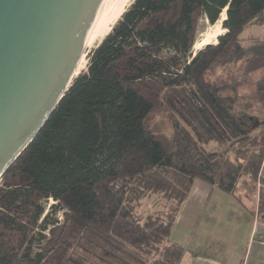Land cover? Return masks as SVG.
<instances>
[{
  "label": "trees",
  "instance_id": "1",
  "mask_svg": "<svg viewBox=\"0 0 264 264\" xmlns=\"http://www.w3.org/2000/svg\"><path fill=\"white\" fill-rule=\"evenodd\" d=\"M224 10L226 33L194 55L198 20ZM258 25L264 0H134L1 177L0 264H179L169 237L196 180L245 197L264 183V119L206 79L249 54L239 36ZM159 109L168 138L149 124ZM153 196L168 205L139 214Z\"/></svg>",
  "mask_w": 264,
  "mask_h": 264
},
{
  "label": "water",
  "instance_id": "2",
  "mask_svg": "<svg viewBox=\"0 0 264 264\" xmlns=\"http://www.w3.org/2000/svg\"><path fill=\"white\" fill-rule=\"evenodd\" d=\"M103 0H0V179L67 92Z\"/></svg>",
  "mask_w": 264,
  "mask_h": 264
},
{
  "label": "crops",
  "instance_id": "3",
  "mask_svg": "<svg viewBox=\"0 0 264 264\" xmlns=\"http://www.w3.org/2000/svg\"><path fill=\"white\" fill-rule=\"evenodd\" d=\"M260 178L264 182V161ZM216 192L196 180L182 205L176 224L184 238L170 240L186 248L179 264H264V215L256 211L257 199Z\"/></svg>",
  "mask_w": 264,
  "mask_h": 264
},
{
  "label": "rangeland",
  "instance_id": "4",
  "mask_svg": "<svg viewBox=\"0 0 264 264\" xmlns=\"http://www.w3.org/2000/svg\"><path fill=\"white\" fill-rule=\"evenodd\" d=\"M133 1L134 0H132L131 3ZM223 15L224 18H226V10L225 14ZM223 22L219 24L217 21L214 25H210L204 18L199 19L197 23L196 42L194 46H197L199 42L204 41L211 45L217 44V38L226 33V31L222 28ZM239 39L240 43L244 46V48L249 51V54L247 53L246 57L243 60L226 65L224 67L214 66L206 76V79L225 85L227 89L223 93V96L234 98L238 106L243 107L245 105H250L251 114H254L256 117H258V119L263 120L264 100L262 98V94L259 88L261 87L262 83H264V67H261L263 66L262 58L264 53V46H262V44H264V26L258 25L245 28V30L239 36ZM194 46L193 54L195 55L198 50H196ZM96 48L97 47L84 50L82 67L77 69L75 76L86 71L89 62V57L93 50H95ZM149 122L150 127L154 129L157 133H159L161 136H164L165 138L170 137L171 130L169 124V115L167 114V112L161 109L157 110L150 116ZM256 133L257 132H255V134ZM207 148L211 151H221V148L215 144L207 145ZM215 190L217 191L216 193L221 194L220 190H218L217 188H215ZM236 195H238L239 201L245 198V192H242V190H239ZM253 196L255 197V200L257 199V205L255 206L256 211L259 212V203H264V200L262 199L264 198V183H259L256 185L255 192L250 197L253 198ZM54 204L55 202L52 200L43 203L46 209V213L49 211V208ZM166 204L168 205V203L163 200L160 196H153L151 198L142 200L140 207H138L137 209V212L145 216L148 213H154L157 211L164 210L165 206H167ZM61 215V212H57L55 216L52 215L50 217V220H53L55 218L61 221ZM256 215L257 212L255 216ZM263 215L264 212L260 213V218L263 219ZM183 238V232L181 231L180 226H178L175 222L171 230V235L169 239L174 242L180 241Z\"/></svg>",
  "mask_w": 264,
  "mask_h": 264
},
{
  "label": "bare ground",
  "instance_id": "5",
  "mask_svg": "<svg viewBox=\"0 0 264 264\" xmlns=\"http://www.w3.org/2000/svg\"><path fill=\"white\" fill-rule=\"evenodd\" d=\"M132 0H103L100 4L96 16L86 35L84 50L97 47L101 41L111 32V29L125 12ZM225 10L218 20L220 24L224 20ZM208 45L207 42H199L194 46L196 50ZM83 50V53H84ZM83 53L80 58L78 68L82 67ZM77 71V70H76Z\"/></svg>",
  "mask_w": 264,
  "mask_h": 264
}]
</instances>
